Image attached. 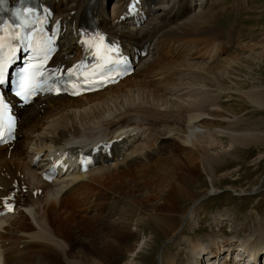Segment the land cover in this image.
I'll list each match as a JSON object with an SVG mask.
<instances>
[{
  "label": "bare ground",
  "instance_id": "obj_1",
  "mask_svg": "<svg viewBox=\"0 0 264 264\" xmlns=\"http://www.w3.org/2000/svg\"><path fill=\"white\" fill-rule=\"evenodd\" d=\"M42 1L67 24L55 59L71 64L80 56L78 28L92 0ZM109 1L95 0L93 17L99 25L126 51L149 46V53L116 85L77 98L48 96L22 112L21 137L0 146V210H8L0 216V264H117L119 256L123 264H139L140 221L146 216L161 220L155 231L172 240L184 232L179 214L186 219L201 200V185L192 183L202 169L211 172L209 166L228 154L264 140V134L256 136L241 128L244 120L230 116L232 107L224 101L233 95L223 101V93L208 89L229 77L223 61L205 67L184 62V71L183 62L166 56L185 53L188 61L189 53H199L196 59L214 61L223 49V30L208 20V12L201 19L209 25L203 26L190 17L194 0H140L149 19L137 28L126 18L131 0H114L113 13ZM200 1L203 7L209 0ZM234 59L226 58L233 60L231 70ZM219 66L223 73L216 71ZM164 68H174L176 74L167 91L140 78ZM244 93V100L264 106V94L256 89ZM61 149L68 151L67 162L74 159V171L48 183L41 171ZM96 149L100 166L78 171L75 163ZM181 201L194 204L187 212ZM213 237L207 243L189 239L191 253L185 261L174 253L164 264H258L264 258V217L245 238ZM132 238L135 242L128 244Z\"/></svg>",
  "mask_w": 264,
  "mask_h": 264
},
{
  "label": "rangeland",
  "instance_id": "obj_2",
  "mask_svg": "<svg viewBox=\"0 0 264 264\" xmlns=\"http://www.w3.org/2000/svg\"><path fill=\"white\" fill-rule=\"evenodd\" d=\"M113 1L109 2L110 12L113 8ZM199 3H201L200 0H194L195 9L190 17L196 18L195 20L204 26L207 20L203 22L201 18L203 12H208V20L213 21L223 30H221L223 33L222 51L214 57V61L212 59L210 62L204 58L196 59L199 53H189L191 55L188 61L182 57L185 56V53L171 52L166 56L172 60L174 58L176 61L179 60L177 62H183V66L181 65L183 68L180 67L184 71L186 69L184 62L191 61L195 65H204L205 67L208 65L217 66L223 61L225 64H222L226 70L223 71V67L221 69L219 66L216 71L220 73L228 71V73L230 72L229 77L226 78L224 84L218 86L219 88L209 87L208 89H211V93L215 95L223 93V101L227 100V95H233L234 98L227 102L224 101V106L232 107L233 112L230 113V116L236 119L239 117L241 122L244 120L241 123V128L258 133L256 136L263 138L264 106L259 107L244 100L243 94L250 89H256L259 93L264 94V0H209L203 7ZM183 19L181 18V20ZM232 27H234L235 35L234 33L230 35V31H233ZM232 55L235 56L236 62L234 61L233 64L236 67L231 70L228 63L231 64L233 60L226 61V58ZM174 68L167 70L164 68L161 73L158 70L157 73H148L149 75L146 74L145 77L140 78H146L145 81L147 83L150 81L154 87L159 85L164 92L173 86L171 82L176 76ZM132 86L134 85H127L128 88ZM226 157L213 166H209L211 172L212 170L216 172H206L202 169L198 178L193 180V187L196 184L201 185V188L197 190L201 200L193 211L194 213L186 219L179 214L180 227L184 228V232L181 231L182 233L172 240L165 238L159 231H155V224L161 225V220L153 222L144 215L146 218L140 221L141 228L137 238V241L142 245L136 258L139 264H162V262L164 264L166 258L174 253L180 254L185 261V257L191 253L189 239L207 243L214 238L213 236L221 239L233 237L235 240L245 238L247 230L254 228L264 217V140L241 147ZM212 175H215L213 180L216 189L213 187ZM183 204L185 207L183 206L182 209H186L188 212L194 203L193 201H181L180 206ZM184 210H180V213L185 212ZM162 214H158V216L164 218L165 216ZM135 239H130L128 244L135 242ZM123 259L120 256L117 257V264H123ZM169 263L170 261L166 264ZM262 263H264V258Z\"/></svg>",
  "mask_w": 264,
  "mask_h": 264
},
{
  "label": "snow or ice",
  "instance_id": "obj_3",
  "mask_svg": "<svg viewBox=\"0 0 264 264\" xmlns=\"http://www.w3.org/2000/svg\"><path fill=\"white\" fill-rule=\"evenodd\" d=\"M5 0H0V4L4 3ZM0 51H2V48H0ZM3 57L0 56V87H2L5 83L10 84V73L6 75L5 69L6 65L3 62ZM17 95H20V93H17ZM3 105V97L2 94H0V106Z\"/></svg>",
  "mask_w": 264,
  "mask_h": 264
}]
</instances>
